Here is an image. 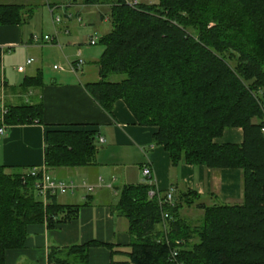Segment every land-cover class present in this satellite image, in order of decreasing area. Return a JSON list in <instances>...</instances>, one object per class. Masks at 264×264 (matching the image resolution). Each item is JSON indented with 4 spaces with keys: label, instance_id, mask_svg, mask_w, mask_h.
Instances as JSON below:
<instances>
[{
    "label": "trees",
    "instance_id": "16d2710c",
    "mask_svg": "<svg viewBox=\"0 0 264 264\" xmlns=\"http://www.w3.org/2000/svg\"><path fill=\"white\" fill-rule=\"evenodd\" d=\"M110 8L112 31L100 38V81L87 91L109 114L123 100L140 126L156 127L154 143L181 162L212 170L238 169L240 204L199 203L195 191L176 195L174 207L148 197L151 185L126 184L113 211L128 221L127 260L111 264H264V0H82ZM32 7L0 4V25H24ZM113 74L122 80H108ZM26 78V89L41 86ZM40 104L11 106L6 123L42 122ZM232 128L242 144H218ZM45 169L97 164L96 132L50 130ZM32 169V168H31ZM31 169L0 166V264L6 253L26 246L29 227H53L77 217L79 206L45 202L35 191L41 177ZM161 196L165 193L159 192ZM204 212L201 222L182 218L183 207ZM173 221L164 219V214ZM113 244L91 241L52 247L49 264H90V250Z\"/></svg>",
    "mask_w": 264,
    "mask_h": 264
},
{
    "label": "crops",
    "instance_id": "0c3cea01",
    "mask_svg": "<svg viewBox=\"0 0 264 264\" xmlns=\"http://www.w3.org/2000/svg\"><path fill=\"white\" fill-rule=\"evenodd\" d=\"M0 4L33 8L28 12V23L0 25V80L3 82L0 97L8 108L25 104L43 107L42 122L12 125L5 136H0V166L7 167L10 172L11 169L15 172L16 169L45 168L46 133L50 130L86 128L96 132L98 143L97 164L48 171L57 180L75 181L79 185L73 195L57 197L60 204L79 206L77 217L53 227L46 223L30 226L26 246L8 251L6 264H49L48 253L52 247L69 248L91 241L113 244L116 253L105 245L93 247L90 264L127 260L125 253L130 251L131 242L128 221L113 208L123 185L144 183L142 170L145 167L151 168L153 186L159 192L174 188L176 197L187 190L195 191L201 196L199 203L207 206L242 203L241 170H212L184 161L174 167L164 147L154 143L156 127L140 126L123 100H118L113 113L109 114L89 94L86 85L100 81L97 63L103 53L84 52L82 45H87L85 49L94 48L97 44L90 45V40L99 35V42L102 36L95 31L84 42L73 36L72 25L77 23L86 28L87 25L78 20L81 18L78 9L101 5H85L82 0H0ZM43 8L51 16L52 41L45 42L41 37V41L35 43L32 37L36 32L30 29V24ZM67 14L73 17L68 19ZM109 15L99 12L102 22L111 21ZM56 16L62 17L60 23L55 21ZM89 24L95 26L93 22ZM79 50L81 58L85 54L86 59L80 69L76 67ZM48 51L58 52V59L66 64L54 65V70L58 71L56 75L45 73L50 61ZM90 61L96 66L86 67ZM22 65L25 71L19 72L17 68ZM38 75L41 86L28 89L22 86L26 78ZM101 138L104 143H99ZM215 141L218 144H242L244 131L228 129ZM83 182L94 186V192L88 193ZM193 209L195 207L188 208L186 213L182 209V218L187 219L186 215ZM196 211L203 212L197 208Z\"/></svg>",
    "mask_w": 264,
    "mask_h": 264
},
{
    "label": "rangeland",
    "instance_id": "374dc122",
    "mask_svg": "<svg viewBox=\"0 0 264 264\" xmlns=\"http://www.w3.org/2000/svg\"><path fill=\"white\" fill-rule=\"evenodd\" d=\"M127 2H129V3L138 2V3L152 4V3H158V0H127ZM107 7H104V5H101L99 7H96V6L95 7H86V8L81 7L80 9H78L79 13L81 14L82 21L79 19L78 20L81 22L82 25H87V27L86 28L80 27L79 25H77V23H76V25H72V27L74 29V35L73 36L75 38L77 37V38H79L85 42V38L88 39L89 36L91 34H94L95 31L99 32V34L101 36H105V35L109 34L113 28L111 21L107 20L106 22H102L99 18V12L110 14L109 7L108 8ZM44 15H46V17ZM79 21H78V23H79ZM92 22L95 23V26H92L91 24H89ZM30 29H32L33 31L35 30L36 33L33 36H37L40 39H41V37H44V36L50 37L53 35L54 28H53V24L51 21V16H49L48 10L46 8H43L41 11H39L35 14L34 19L30 24ZM42 33L44 34L43 36H42ZM98 37H99V35H98ZM86 47H87V45H85V44L82 45V50L84 52H87L90 50V52L92 51V52H102L103 53V50H104V47L101 44H99V42L97 43V46L94 48L85 49ZM46 54L50 57V61H49V65H47V68L45 69V73L51 72V73H54V75H56L58 71L54 70V65L55 66H59V65L66 66V64L63 61H60L58 59V57H57L58 52H56V51L55 52H49L48 51ZM82 59L84 61L86 60L85 54L83 55ZM86 65H87L86 67H90V66L94 67V66H96V63L94 61H90ZM123 77H124L123 75L113 74L109 77L108 80L113 81V82H118V81L122 80ZM242 186H243V182H242ZM68 195L69 194L60 195V196H62V197L67 196L68 197ZM187 209L188 208L184 206L183 212L186 213ZM203 216H204V212H198V211H196V208L191 210V212L186 215L187 220L189 222H191L192 224H196V223L201 222L203 219Z\"/></svg>",
    "mask_w": 264,
    "mask_h": 264
},
{
    "label": "built area",
    "instance_id": "2783aa9c",
    "mask_svg": "<svg viewBox=\"0 0 264 264\" xmlns=\"http://www.w3.org/2000/svg\"><path fill=\"white\" fill-rule=\"evenodd\" d=\"M131 4H138V2H132ZM73 16L71 14H67L66 18L70 19ZM81 20V18H79ZM55 21L57 23H60L62 21L61 16H56ZM33 41L35 43H38L41 41L40 38L37 36L32 37ZM43 41L45 42H51L52 39L49 36H44ZM98 42L97 37H92L90 40V45H96ZM80 59L77 61L76 67L80 69L84 65V60L81 58V51L79 50L78 53ZM29 63L32 62V60L28 61ZM57 69V67H55ZM19 72H24L25 67L20 66L17 68ZM3 86V82L0 80V87ZM3 98L0 97V136H5L9 125L6 123V117L9 114V108L3 103ZM99 143H104V139H98ZM39 173H41V177L35 182V191L39 195L40 198H42L45 202L47 201L48 196H59V195H65V194H71L73 195L74 192L77 190L79 185L75 181H69L64 182L55 179L45 168H32L31 169V176L35 177ZM143 176L145 178L144 183L149 184L152 186V188L149 190L148 197L150 199L156 198L159 201H161V204L174 207L175 205V190L174 188L169 189L167 192H165L164 196H161L159 191H157L153 186L152 181V170L150 167H145L142 170ZM101 180V179H100ZM83 186L86 188V191L88 193H93L95 190V187L92 185L87 184L86 182L82 183ZM164 219L167 221H173V217L169 214H164Z\"/></svg>",
    "mask_w": 264,
    "mask_h": 264
}]
</instances>
